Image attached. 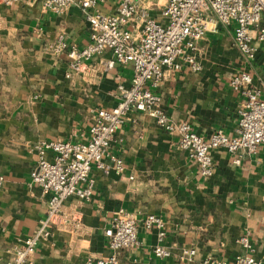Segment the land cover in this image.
Listing matches in <instances>:
<instances>
[{
  "label": "crops",
  "instance_id": "0c3cea01",
  "mask_svg": "<svg viewBox=\"0 0 264 264\" xmlns=\"http://www.w3.org/2000/svg\"><path fill=\"white\" fill-rule=\"evenodd\" d=\"M139 3L158 22H167L162 15L165 0ZM119 4L105 0L95 9L114 14ZM234 27L219 24L200 40V71L184 67L167 74L155 89L170 120L190 123L204 138L216 132L236 134L246 97L231 87L235 74L250 73L251 87L260 89L264 99V43L254 59L247 57L235 44ZM61 33L78 47L90 42L89 23L78 6L57 14L46 10L42 0L0 2V264L47 217L50 196L39 185H30L38 164L32 146L42 140L86 141L95 110L115 107L119 84L130 86L133 76L131 63L106 68V61L115 59L106 49L81 74L67 78V56L47 50ZM180 136L178 130L165 131L150 114L131 111L110 145L125 171L107 174L94 165L91 197L65 201L51 235L37 242L35 260L85 264L90 257L111 255L106 229L124 208L161 217L165 236L140 224V243L120 252L122 264H203L207 257L234 263L237 256L249 253L239 242L244 234L264 264V144L255 153L213 150L214 173L203 177L180 147ZM239 154L243 158L237 165ZM158 245L170 255L156 256ZM191 248L196 254L189 259L183 253Z\"/></svg>",
  "mask_w": 264,
  "mask_h": 264
},
{
  "label": "built area",
  "instance_id": "2783aa9c",
  "mask_svg": "<svg viewBox=\"0 0 264 264\" xmlns=\"http://www.w3.org/2000/svg\"><path fill=\"white\" fill-rule=\"evenodd\" d=\"M18 1L0 0L6 5ZM103 1L42 0L46 10L57 14L78 6L89 23L91 40L86 46L70 44L64 33L47 46L51 53L67 56V78L81 74L88 62L106 49H110L115 58L106 61V68L113 67L115 62L131 63L133 76L130 86L119 84V102L115 107L95 110L86 141L42 140L32 146L38 154V164L31 172L30 185H39L43 194L50 196L47 217L34 235L12 248L11 258L2 264H39L34 258L36 244L51 235V228L61 215L65 201L71 196L91 197L94 181L90 173L94 165L107 174L111 170L118 174L125 171L123 160L110 153V145L116 130L126 122L131 111L150 114L167 132L178 130L180 147L198 164L203 177L214 173L213 150L222 147L231 153L240 150L255 153L264 144V99L260 89L251 87L253 77L250 73L241 72L231 79L232 89L246 97L239 109L238 127L233 137L216 132L210 138H204L193 131L188 122L175 124L162 109L161 95L155 90L169 73L184 67L193 72L203 68L198 59V44L208 32L218 29L219 24L234 23L236 46L254 59L259 44L264 43V0H165L162 15L167 18L166 23L158 22L139 0H120L114 14L95 9ZM242 158L239 154L235 164H241ZM2 185L3 177L0 176V189ZM140 224L146 229L156 228L160 238L165 236V222L161 217L155 214L140 216L139 212L121 208L106 229L112 254L98 259L90 257L85 264H122L120 252L140 243ZM239 242L249 253L237 256L234 263L207 257L203 264H261L253 254L249 235H242ZM154 252L158 257L170 255L162 245L156 246ZM183 254L191 259L196 250L186 249Z\"/></svg>",
  "mask_w": 264,
  "mask_h": 264
}]
</instances>
